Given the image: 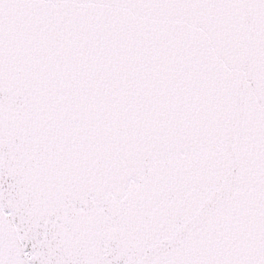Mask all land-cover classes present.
Returning a JSON list of instances; mask_svg holds the SVG:
<instances>
[{
	"label": "snow or ice",
	"instance_id": "snow-or-ice-1",
	"mask_svg": "<svg viewBox=\"0 0 264 264\" xmlns=\"http://www.w3.org/2000/svg\"><path fill=\"white\" fill-rule=\"evenodd\" d=\"M0 264H264V0H0Z\"/></svg>",
	"mask_w": 264,
	"mask_h": 264
}]
</instances>
